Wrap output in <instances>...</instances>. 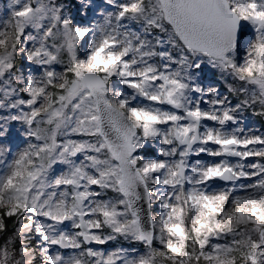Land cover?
Returning <instances> with one entry per match:
<instances>
[{
    "label": "snow or ice",
    "instance_id": "6c2138e0",
    "mask_svg": "<svg viewBox=\"0 0 264 264\" xmlns=\"http://www.w3.org/2000/svg\"><path fill=\"white\" fill-rule=\"evenodd\" d=\"M249 116L264 0H10L0 264H264Z\"/></svg>",
    "mask_w": 264,
    "mask_h": 264
},
{
    "label": "rangeland",
    "instance_id": "374dc122",
    "mask_svg": "<svg viewBox=\"0 0 264 264\" xmlns=\"http://www.w3.org/2000/svg\"><path fill=\"white\" fill-rule=\"evenodd\" d=\"M10 0H0V13H3L6 10V7ZM249 122L257 125L264 126V121H261L259 118L249 116ZM106 247H113L112 245H107Z\"/></svg>",
    "mask_w": 264,
    "mask_h": 264
},
{
    "label": "trees",
    "instance_id": "16d2710c",
    "mask_svg": "<svg viewBox=\"0 0 264 264\" xmlns=\"http://www.w3.org/2000/svg\"><path fill=\"white\" fill-rule=\"evenodd\" d=\"M110 245L115 246V245H113V244H110Z\"/></svg>",
    "mask_w": 264,
    "mask_h": 264
}]
</instances>
